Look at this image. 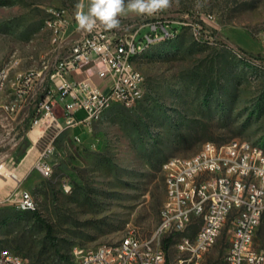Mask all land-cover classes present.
I'll return each instance as SVG.
<instances>
[{
  "label": "rangeland",
  "instance_id": "374dc122",
  "mask_svg": "<svg viewBox=\"0 0 264 264\" xmlns=\"http://www.w3.org/2000/svg\"><path fill=\"white\" fill-rule=\"evenodd\" d=\"M89 7L90 0H0V67L16 57L23 72L43 70L63 56L45 20L56 10L73 19ZM120 17L161 20L177 32L132 60L145 78L133 107L113 104L98 120L74 125L59 101L51 114L41 108L47 81L25 98L9 86L0 91V104L21 103L15 115L0 109V180L17 181L0 197L28 191L37 204L35 211L0 202V251L31 264H42V253L51 256L43 264H69L76 246L114 244L131 230L148 237L166 197L167 159L191 157L208 141L264 147V0H171L153 15L126 9ZM47 147L49 178L35 169ZM226 246L225 233L206 263L225 264ZM168 254L174 259L175 249Z\"/></svg>",
  "mask_w": 264,
  "mask_h": 264
},
{
  "label": "built area",
  "instance_id": "2783aa9c",
  "mask_svg": "<svg viewBox=\"0 0 264 264\" xmlns=\"http://www.w3.org/2000/svg\"><path fill=\"white\" fill-rule=\"evenodd\" d=\"M49 19L52 30H58L53 50L58 54L63 50V56L48 62L40 73L24 71L16 88L25 98L32 95L35 85L47 81L41 108L51 114L49 105L59 101L68 123L76 125L91 123L96 106L117 103L130 108L139 102L145 78L140 70L131 68V56H138V48L149 46L153 40L177 35L161 20L138 22L119 17L120 26L116 29L107 30L98 23L87 32L79 28L75 17L68 18L66 11L51 12ZM75 31L78 36L63 47L68 33ZM93 69L107 82V91L90 86L88 81L72 80L75 72ZM23 75H31V82H23ZM54 96L56 100H52ZM0 109L15 115L21 103L10 100L0 104ZM81 110L85 111V119L76 122L75 115ZM52 151L47 147L35 164L45 178L52 176L46 161ZM162 172L166 187L160 211L162 228H155L145 238L131 230L125 241L112 244L109 253L101 258H94V249L102 245L76 246L69 264H173L178 258H185V264H207V255L225 233V264H264V154L239 145V139L223 144L208 141L191 157L167 159ZM168 198H175V205H168ZM0 202L17 203V209H37L28 191ZM169 243L177 244L174 259L168 254ZM0 264L31 263L11 251L3 255Z\"/></svg>",
  "mask_w": 264,
  "mask_h": 264
},
{
  "label": "bare ground",
  "instance_id": "6f19581e",
  "mask_svg": "<svg viewBox=\"0 0 264 264\" xmlns=\"http://www.w3.org/2000/svg\"><path fill=\"white\" fill-rule=\"evenodd\" d=\"M45 28L51 33L52 44L56 43V41H58V30H52V21L49 19V17L45 20ZM173 37L174 36H169L168 38L156 39V40L151 41V44L149 46H142L138 48V56H131V68L133 70H138L135 67L134 62L132 61L133 59L140 57L141 55H143L146 51H148L152 46L156 45L157 43L172 39ZM4 65H5L4 69H3V66L0 67V91H5L9 86L12 90H15L18 96H22L20 90L16 88L18 87V77H20V75H22L23 73V71L19 70V60L16 57H12ZM46 67L47 66H44L43 70H46ZM43 70L29 71L27 73H40ZM23 82H31V75H23ZM143 97H144V92H140V100L143 99ZM13 102L17 103L16 100H14ZM113 104H117V103H109L107 107L96 106L95 115L92 118V121H96L99 118H101L104 111L110 108ZM120 105L126 107L125 104H120ZM239 145H247V148L258 150L260 151L261 154H264V147L262 146L255 145V144H252L244 140H239ZM171 159H176V157L171 158ZM48 174H53V168L51 165H49L48 167ZM168 205H175V198H168ZM156 228H162V220H159V223L156 226ZM262 228H264V221H262ZM120 241H125V236ZM169 245L170 247H173L177 253V244L169 243ZM109 249H112V244H103L101 247L94 249V258H101V255H107L109 253ZM9 252L11 251L10 250L0 251V261H3V255L8 254ZM173 264H185V258H178L177 260L173 262Z\"/></svg>",
  "mask_w": 264,
  "mask_h": 264
},
{
  "label": "clouds",
  "instance_id": "9594fccd",
  "mask_svg": "<svg viewBox=\"0 0 264 264\" xmlns=\"http://www.w3.org/2000/svg\"><path fill=\"white\" fill-rule=\"evenodd\" d=\"M171 6V0H90L87 13L77 11L75 19L79 28L87 32L93 31L99 23L107 30L120 26L119 17L127 9L140 15H153ZM83 5H77L81 9Z\"/></svg>",
  "mask_w": 264,
  "mask_h": 264
},
{
  "label": "crops",
  "instance_id": "0c3cea01",
  "mask_svg": "<svg viewBox=\"0 0 264 264\" xmlns=\"http://www.w3.org/2000/svg\"><path fill=\"white\" fill-rule=\"evenodd\" d=\"M78 34H79L78 31H75L73 34L68 33V35L66 36V38L64 40L65 42H64L63 47H66L71 42L72 39H74V38H76L78 36ZM73 76H74L72 78L73 81H88V83L90 84V86H92V87H94L96 89H99L101 91H107L108 90L107 82L104 81V80H102V79H100L93 71L92 72H83V73H81V72H75ZM81 113L83 114L84 112L83 111H78L77 114L75 115L76 122H81L82 120L85 119V116L82 119H78L77 118V115L78 114H81ZM74 125H76V124H74ZM34 131H35V129L31 130L29 133H32ZM6 172L7 173H3V175L6 178H10L13 175L12 174V171H6ZM13 181L17 184V181L15 179H13ZM0 182H1L0 183V191H1L2 188H5V189L8 190V193H9L11 191H14L15 188L17 187L16 184H12L8 180H0ZM1 199L2 198L0 197V201H2Z\"/></svg>",
  "mask_w": 264,
  "mask_h": 264
},
{
  "label": "trees",
  "instance_id": "16d2710c",
  "mask_svg": "<svg viewBox=\"0 0 264 264\" xmlns=\"http://www.w3.org/2000/svg\"><path fill=\"white\" fill-rule=\"evenodd\" d=\"M8 212H9V210H8ZM20 212H21V211H20ZM33 212L35 213V211H33ZM23 213H28V212H23ZM7 214H9V213H7ZM8 216H9V215H8ZM45 227H46L47 237H49L50 239H53V237H52V227H51L50 225H48V224H45ZM167 242H169V240H167ZM167 248H168V245H166V249H167ZM40 257H41V258L44 257V259L40 260L41 263L43 264L44 262H47V260H48L51 256H49V255L46 256L45 253H42V254H40Z\"/></svg>",
  "mask_w": 264,
  "mask_h": 264
}]
</instances>
